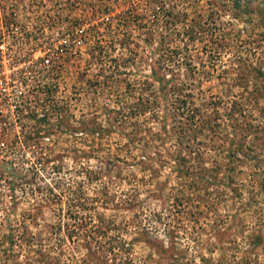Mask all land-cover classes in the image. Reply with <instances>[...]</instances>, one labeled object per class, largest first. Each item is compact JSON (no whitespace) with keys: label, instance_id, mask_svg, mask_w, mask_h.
I'll return each instance as SVG.
<instances>
[{"label":"rangeland","instance_id":"374dc122","mask_svg":"<svg viewBox=\"0 0 264 264\" xmlns=\"http://www.w3.org/2000/svg\"><path fill=\"white\" fill-rule=\"evenodd\" d=\"M1 21L45 59L0 133V264H264V0H0Z\"/></svg>","mask_w":264,"mask_h":264},{"label":"built area","instance_id":"2783aa9c","mask_svg":"<svg viewBox=\"0 0 264 264\" xmlns=\"http://www.w3.org/2000/svg\"><path fill=\"white\" fill-rule=\"evenodd\" d=\"M0 25V133H2L3 130L16 126L22 128L20 117L28 111H25L24 107L26 99L21 101L20 99L30 95L28 82L33 69L40 68L45 58H32L31 54L41 49L32 43L28 30L22 29L15 22L5 24L1 21Z\"/></svg>","mask_w":264,"mask_h":264}]
</instances>
